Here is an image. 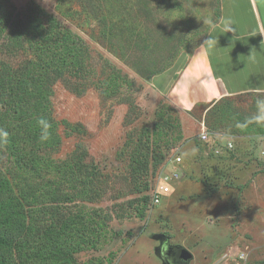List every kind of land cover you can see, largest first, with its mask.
<instances>
[{"label":"rangeland","instance_id":"1","mask_svg":"<svg viewBox=\"0 0 264 264\" xmlns=\"http://www.w3.org/2000/svg\"><path fill=\"white\" fill-rule=\"evenodd\" d=\"M214 1L9 0L14 18L37 7L87 48L85 71L67 76L82 93L53 82L50 101L60 141L54 148L35 149L42 175L22 173L0 152V169L30 187L59 182L68 165L81 167L80 179L92 173L96 195L47 202L38 217V224L45 223L44 212L59 208L65 215H82L97 229L96 244L76 249L73 264H163L161 237L191 252L190 264H233L240 253L248 255L247 264H264V133L259 129L264 123H251L248 136H231L237 124L256 114L264 93L225 97L184 112L157 99L159 75H150L164 69L161 74L170 71L173 80L202 45L210 28L203 21L212 20ZM30 58L32 53L20 52L12 64ZM203 127L208 143L199 138ZM228 142L233 148H226ZM157 143L165 163L156 166L150 153L148 170L135 173L131 161L138 146L154 149ZM176 155L180 165L172 162ZM162 169L178 172L180 180L152 206L146 185ZM60 185L75 194L65 181Z\"/></svg>","mask_w":264,"mask_h":264},{"label":"trees","instance_id":"2","mask_svg":"<svg viewBox=\"0 0 264 264\" xmlns=\"http://www.w3.org/2000/svg\"><path fill=\"white\" fill-rule=\"evenodd\" d=\"M25 51L34 58L12 64ZM86 54L87 48L55 18L32 6L14 18L9 0H0V129L8 133L7 137L0 138V152L11 157L13 167L22 173L32 172L40 177L41 162L35 149H50L59 144L58 123L53 118L50 101L53 82L61 80L67 87L71 86V91L81 94L79 87L70 85L67 76L78 77L85 71ZM163 71L153 70L150 75L154 77ZM40 118L51 124L46 141L40 138L42 129L37 123ZM252 128L247 124L231 136H248ZM259 129L264 133L262 127ZM213 142L214 151L219 142L216 139ZM156 147L138 146L131 161L135 173L148 170L150 153L156 166L165 163H162L165 159L162 147L158 143ZM80 168L68 165L61 169L64 177L59 182L48 181L38 188L26 186L25 182L14 183L0 169V264H73L76 249L96 244L98 231L82 215H65L61 209L51 207L44 212L49 215L48 221L38 224L39 214L47 202L67 203L92 196L96 190L95 179L89 175L91 172L80 179L83 173ZM63 181L75 188V194L61 187ZM149 188L146 185V192ZM209 190L216 192V189Z\"/></svg>","mask_w":264,"mask_h":264},{"label":"crops","instance_id":"3","mask_svg":"<svg viewBox=\"0 0 264 264\" xmlns=\"http://www.w3.org/2000/svg\"><path fill=\"white\" fill-rule=\"evenodd\" d=\"M214 2L217 26L210 25L203 42L215 36L217 46H200L173 80L170 71L154 80L157 99L184 112L225 97L264 93V0ZM222 18L232 19L234 33L222 32Z\"/></svg>","mask_w":264,"mask_h":264},{"label":"built area","instance_id":"4","mask_svg":"<svg viewBox=\"0 0 264 264\" xmlns=\"http://www.w3.org/2000/svg\"><path fill=\"white\" fill-rule=\"evenodd\" d=\"M200 141L204 143L209 142V134L206 131L205 127L201 131L199 135ZM226 147L228 149L233 148L232 142H228ZM216 153L219 151L217 147L214 150ZM173 164L180 165L182 163V159L180 156L176 155L173 156ZM180 175L178 172H168L165 169H162L160 172L157 173L155 179L150 184L149 189V202L152 206L159 205L162 202V196L170 192V183L179 181ZM248 255L246 253H240L234 260L233 264H247Z\"/></svg>","mask_w":264,"mask_h":264},{"label":"clouds","instance_id":"5","mask_svg":"<svg viewBox=\"0 0 264 264\" xmlns=\"http://www.w3.org/2000/svg\"><path fill=\"white\" fill-rule=\"evenodd\" d=\"M204 24H209L211 25L213 28H215L217 26V24H215L210 18H206L204 21ZM219 25L221 26V30L224 33H234L235 29L233 28V21L231 18H222L219 21ZM219 43L218 38L215 36H210L208 39H206L203 44L201 45L203 46H207V48L209 50L215 48L217 46V44ZM38 125L41 127L42 131H41V140L42 141H46L47 139H49V129L51 128V124L44 118H40L37 121ZM251 123H256V124H260V123H264V99H258L257 100V112L254 116H252L251 118H249L244 124H237V127H244L247 124H251ZM8 133L7 131H4L3 129H0V138L2 137H7ZM193 152L196 151V149L192 150Z\"/></svg>","mask_w":264,"mask_h":264},{"label":"water","instance_id":"6","mask_svg":"<svg viewBox=\"0 0 264 264\" xmlns=\"http://www.w3.org/2000/svg\"><path fill=\"white\" fill-rule=\"evenodd\" d=\"M159 240L162 243L158 256L163 261V264H190L193 260V254L185 248L171 245L169 239L165 237H161Z\"/></svg>","mask_w":264,"mask_h":264},{"label":"flooded vegetation","instance_id":"7","mask_svg":"<svg viewBox=\"0 0 264 264\" xmlns=\"http://www.w3.org/2000/svg\"><path fill=\"white\" fill-rule=\"evenodd\" d=\"M173 254V253H172Z\"/></svg>","mask_w":264,"mask_h":264}]
</instances>
